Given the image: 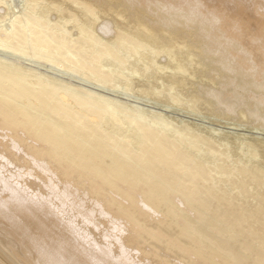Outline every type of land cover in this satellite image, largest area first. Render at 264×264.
I'll return each instance as SVG.
<instances>
[{
  "label": "bare ground",
  "instance_id": "obj_1",
  "mask_svg": "<svg viewBox=\"0 0 264 264\" xmlns=\"http://www.w3.org/2000/svg\"><path fill=\"white\" fill-rule=\"evenodd\" d=\"M0 0V264H264V0Z\"/></svg>",
  "mask_w": 264,
  "mask_h": 264
},
{
  "label": "rangeland",
  "instance_id": "obj_2",
  "mask_svg": "<svg viewBox=\"0 0 264 264\" xmlns=\"http://www.w3.org/2000/svg\"><path fill=\"white\" fill-rule=\"evenodd\" d=\"M12 5L13 6H21L22 5V0H12Z\"/></svg>",
  "mask_w": 264,
  "mask_h": 264
}]
</instances>
